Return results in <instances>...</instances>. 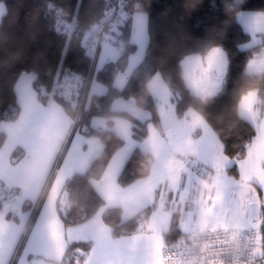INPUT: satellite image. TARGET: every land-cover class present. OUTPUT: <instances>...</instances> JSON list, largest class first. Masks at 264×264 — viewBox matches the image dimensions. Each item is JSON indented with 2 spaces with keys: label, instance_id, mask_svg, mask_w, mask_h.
Instances as JSON below:
<instances>
[{
  "label": "trees",
  "instance_id": "16d2710c",
  "mask_svg": "<svg viewBox=\"0 0 264 264\" xmlns=\"http://www.w3.org/2000/svg\"><path fill=\"white\" fill-rule=\"evenodd\" d=\"M1 1L5 3L6 13L0 21V123L13 122L19 116L15 85L24 72L35 75L32 87L41 103L48 105L55 101L62 104L73 120L77 118L75 110L56 91V84L64 73L87 76L91 72L93 79L107 88L103 95L88 97L76 121L75 129L85 136L97 137L103 150L85 172L75 173L66 180L56 206L64 226L81 224L105 206L91 180L101 177L114 152L124 143L112 129L92 127L93 117L106 118L109 126L114 117L124 118L132 123L133 137L144 140L148 135L147 123L128 112H114L112 108L118 98L131 99L137 108L150 113V122L161 132L155 100L147 88L156 73L162 76L172 92L178 116L182 117L189 109L198 112L221 140L225 154L236 161L245 159L257 128L238 114L236 104L246 88H258L264 100V81L259 77L251 79L247 74L248 62L260 48L242 47L250 42L251 36L239 23L238 13L264 12V0H240L238 3L234 0H121L127 18L107 34L115 31L116 43H120L122 52L116 60L106 62L97 71L95 62L83 46L82 37L87 29L103 20L116 0ZM135 13L147 15L148 45L143 60L133 69L126 85L118 89L113 84L115 76L127 68L130 55L137 49L130 40L131 18ZM211 48L223 50L227 70L219 93L211 98L210 103L202 105L185 87L180 62L186 56L204 55ZM263 111L264 104H261L259 119ZM5 139V134L0 133V148ZM67 140L50 170L34 211L49 188ZM23 156L24 151L16 148L12 152L13 163ZM152 162L151 154L134 149L118 175V183L127 186L147 176ZM229 172L237 176L236 165ZM152 210L153 206H148L123 222L121 209L108 207L102 219L117 238L140 232ZM7 217L12 215L8 213ZM181 236L179 213L176 212L170 230L164 234L165 244L173 243ZM25 238L26 234L21 237L17 248L22 246ZM89 248V242H68L62 264H83Z\"/></svg>",
  "mask_w": 264,
  "mask_h": 264
},
{
  "label": "crops",
  "instance_id": "0c3cea01",
  "mask_svg": "<svg viewBox=\"0 0 264 264\" xmlns=\"http://www.w3.org/2000/svg\"><path fill=\"white\" fill-rule=\"evenodd\" d=\"M0 9H2L4 15L6 7L1 0ZM3 15H0V21ZM238 21L245 32L251 36V43L246 44L245 49L253 47L264 48V12L242 11L239 13ZM131 26L130 40L136 45L137 49L130 55L127 68L115 76L113 84L118 89L121 88L116 86L117 76L127 73L128 80L133 69L143 60L148 45L147 15L144 13L133 14ZM107 44L112 51L103 54V61L100 60V51L98 52L95 59V71L99 70L106 62L116 60L122 52V46L120 43H116L115 31L111 33ZM111 46H116L119 50L114 51ZM255 56H258V54ZM156 74L150 81L156 77ZM35 78L33 73L27 72L19 76L15 85V93L20 107L19 116L13 122L0 123V133H4L6 136L3 146L0 148V184L6 188L18 191V199L15 206L9 210L0 208V215L4 217L6 224L10 226L11 233L12 246L5 255L6 264H9V262L10 264H51V261L40 250L46 246L44 224L50 214L48 212V199L51 186L65 170V165H68L73 170L65 176L63 186L66 180L75 173L85 172L91 161L103 150V144L97 137L85 136L75 129L72 138L67 143L49 188L41 204L34 211L50 170L60 155L62 145L72 133L73 125L72 117L66 113L63 107L60 108L57 102L51 101L48 105H44L38 100L37 94L32 87ZM160 80L161 84L155 91L148 90L155 100L161 132L150 122V113L137 108L135 104L138 115L132 112L128 113L137 120L147 123L148 135L144 140L139 141L133 137L132 123L128 120L130 124L129 135L121 136L117 134L114 131L115 125L113 121L121 117H114L111 126L108 125L104 117L96 116L91 119L92 127L112 129L124 140V143L114 152L101 177L91 180L93 188L105 202V206L101 207L94 216L81 224L66 227L57 213L56 203L55 212L61 222L65 237V247L70 241L90 243L89 252L83 260V264H158L153 255V248L146 246V241L153 235L149 231L148 225L151 224L155 228L161 247L165 245L164 234L170 230L173 215L176 212L179 213V227L182 235L185 234L191 225L213 228L208 223L207 216L200 209L209 203L207 197L216 196L218 190L222 192L223 199L217 203L216 207L217 210L226 209L224 222L229 225V229L240 228L242 225H248L255 220L264 219V210L261 213L259 212V204L264 203V191L258 189L260 191V200L256 201L255 191L260 186H250L240 180V170L237 164L244 159L236 161L225 154L221 140L201 115L202 125L193 126L191 118L187 115L192 109L187 110L182 117L178 116L173 101V94L161 75ZM91 85L102 89L101 95L107 91L104 85L94 79ZM169 93L171 95L170 100L168 97ZM90 95L95 94L89 90ZM120 100L134 103L131 99L118 98L114 100L112 108ZM50 106L59 108L64 116V126L56 136L60 146L48 161L44 178L33 182L30 169L36 152L31 149L26 141L30 140L37 143L45 141L46 132L53 127L54 121L48 118L40 120L36 118L41 111H47ZM242 118L255 124L257 132L260 126L264 125V111L260 119L258 111L254 116V121L246 117ZM99 120L105 123L101 126L98 124ZM150 125L151 130L149 128ZM153 131L155 132V145L151 142ZM76 133L79 134L78 137ZM16 148L22 149L24 156L13 163L12 152ZM136 148L152 155L153 162L150 166L149 174L127 186H121L117 181L118 175L123 169L126 160ZM189 161H193L205 168V174L203 176L195 174L189 167ZM113 163L117 164L116 183L120 189L128 192L141 185H143L144 189L155 185L158 191H143V203L137 202L132 208L126 206L127 201L125 199L113 201L106 199L98 190L97 184L108 171V166ZM234 165H236L238 170L237 176L229 172ZM177 180L180 182V193L183 200L181 201L177 198L176 204H173L169 199V194L176 191ZM242 194L244 195L243 200L241 199ZM249 201L256 204V215H253L250 211ZM148 206H153V210L143 229L132 235L113 237L112 228L106 225L102 219V214L108 207H119L121 209V221L124 222ZM189 212L192 213L193 222L191 224H189ZM8 213L12 215L11 218L7 217ZM262 227L264 233V226ZM25 234L26 238L22 246L17 248L21 237ZM15 251L17 252L16 254ZM13 259L14 261L11 263ZM62 261L60 264H62Z\"/></svg>",
  "mask_w": 264,
  "mask_h": 264
},
{
  "label": "snow or ice",
  "instance_id": "6c2138e0",
  "mask_svg": "<svg viewBox=\"0 0 264 264\" xmlns=\"http://www.w3.org/2000/svg\"><path fill=\"white\" fill-rule=\"evenodd\" d=\"M0 15H3L2 9H0ZM111 33L104 37V43H99L97 40L94 41V51L99 50L101 53L100 60L103 61L104 53H110V49L107 41L110 39ZM87 35L84 34L82 39H86ZM181 68V79L185 87L190 91L192 96L199 100L201 104L206 103L210 98L216 96L221 88L222 78L227 70V58L220 48H211L204 55H190L186 56L180 62ZM247 74L251 79L259 77L264 81V52L260 53L258 56H253L248 62ZM76 78L82 83L80 77L77 75ZM68 78H65L67 81ZM116 86L123 88L127 83V73H122L117 76L115 81ZM160 74L157 73L156 77L149 82L147 85L150 91H155V89L160 86ZM95 96L102 94V89H98L93 85H90L89 89ZM167 92V90H166ZM79 95V91L77 93ZM169 100L171 99L170 93L168 94ZM63 99V97H61ZM59 104V103H58ZM264 104V100L259 95L258 88H246L242 91L236 104V109L241 117H246L254 121L255 114L259 111V106ZM60 108L63 107L59 104ZM114 112H132L138 115L135 109L134 103L132 101H117L113 105ZM191 118V123L193 126H200L203 123L202 117L196 111L190 110L187 114ZM48 118L54 121L52 128L48 129L46 132L45 141L37 143L34 141H26L32 150H35L36 156L31 164V179L33 182L42 180L47 170L48 161L52 158L57 148H59L60 143L56 140L57 134L61 131L64 126V116L59 108L55 106L48 107L47 111H41L40 115L36 118L37 120ZM114 131L121 135H129L130 124L127 120L122 118H117L114 121ZM104 121H98L99 125H103ZM151 130V125L149 126ZM75 129L72 130L67 143L73 136ZM78 133L76 136L78 137ZM155 145V132L153 131V139L151 141ZM240 170V180L247 185H258L255 191V200H260V191H264V125L260 126L257 135L252 141L251 145L247 150V155L244 160L240 161L238 164ZM116 168L117 164L113 163L108 166V171L104 174L101 180L97 184L98 190L106 199L120 200L125 199L127 201V207L132 208L137 202L143 203L144 196L143 191H158V188L153 185L148 189H144L143 185L138 186L134 190H129L125 192L120 189L116 183ZM73 169L65 165V170L56 178L55 182L51 186L48 199V212L50 213L45 221V240L46 246L40 249L44 256L51 261V264H60L66 252L65 247V237L62 230L61 222L56 215L55 206L57 201L60 199V193L62 192V186L65 176L68 172ZM180 182H176V191L169 194V199L173 204H176L177 198L183 200L180 193ZM223 199V194L219 190L216 196H209L207 200L209 203L200 211L207 216L208 223L213 227V229L220 231L223 230L226 233L230 230L229 225L224 222V213L226 209L221 208L217 210V203L221 202ZM241 199H244L242 194ZM162 202V201H161ZM250 211L253 215L257 213L256 204L249 201ZM264 210V203L259 204V212ZM155 218V217H154ZM192 221V213L189 212V224ZM261 226H264V219L255 220L248 225H242L241 227L245 230H253L256 232L255 236V247L253 248V254L261 259H264V233L260 231ZM149 231L153 235L146 241V246L153 248V255L158 264H168L172 261L173 264H183V252H169L167 256L164 255L163 249L159 243V236L156 234V230L153 225L149 224ZM12 246L11 244V233L10 226L6 224L5 219L0 215V264H6L5 255L8 249ZM216 257L208 261V264H226L225 260L222 258L225 253L223 249L218 250L213 253ZM179 257V259H176ZM10 264V262H9Z\"/></svg>",
  "mask_w": 264,
  "mask_h": 264
},
{
  "label": "built area",
  "instance_id": "2783aa9c",
  "mask_svg": "<svg viewBox=\"0 0 264 264\" xmlns=\"http://www.w3.org/2000/svg\"><path fill=\"white\" fill-rule=\"evenodd\" d=\"M126 18L127 15L121 0H116L103 20L87 29L85 32L87 38L82 39V43L93 61L98 54V50H93L94 41L97 40L102 44L108 31L114 30ZM262 52H264V48H260L257 54L259 55ZM77 75L82 83L76 78ZM65 78H68V80L65 81ZM91 78L92 75L85 77L76 72H66L56 84L58 95L71 105L77 113V118L87 103ZM78 91L79 95L77 94ZM77 118H75V123ZM189 162V167L195 174L199 176L205 174V168L193 161ZM17 199L18 194L15 191L0 184V205L3 209L9 210L15 206ZM260 231L263 233L262 226ZM255 236V231L245 230L242 227L231 228L226 233L223 230L217 231L209 227L191 225L177 241L165 244L162 249L165 256L169 252H183V264H192L193 261H195V264H208L209 260L216 258L213 253L221 249L225 253L222 258L226 264H264V259L253 254ZM176 259H179V257H176ZM168 264H173V262L169 261Z\"/></svg>",
  "mask_w": 264,
  "mask_h": 264
},
{
  "label": "rangeland",
  "instance_id": "374dc122",
  "mask_svg": "<svg viewBox=\"0 0 264 264\" xmlns=\"http://www.w3.org/2000/svg\"><path fill=\"white\" fill-rule=\"evenodd\" d=\"M235 1V3H238L240 0H234ZM240 13V12H239ZM239 13H238V16H239ZM112 42H114V41H112ZM104 43V42H103ZM251 43V42H250ZM247 44H249V42L247 43ZM246 45V44H245ZM245 45H242V47H244V48H246V46ZM112 47V46H111ZM112 49L114 50V51H118L119 50V48L118 47H116V46H114V47H112ZM98 52H99V50H98ZM97 52V53H98ZM94 62H95V60H94ZM93 62V63H94ZM88 75H92V78H91V82H92V80H93V73H89ZM87 75V76H88ZM87 76H85V77H87ZM91 82H90V85H91ZM89 88H90V86H89ZM77 114V113H76ZM75 125H76V123H75V119L73 120V125H72V130L74 129V127H75Z\"/></svg>",
  "mask_w": 264,
  "mask_h": 264
},
{
  "label": "clouds",
  "instance_id": "9594fccd",
  "mask_svg": "<svg viewBox=\"0 0 264 264\" xmlns=\"http://www.w3.org/2000/svg\"><path fill=\"white\" fill-rule=\"evenodd\" d=\"M210 101H211V98L206 103H203L202 105H207L208 103H210ZM148 163H151V161L149 160ZM192 264H195V261H193Z\"/></svg>",
  "mask_w": 264,
  "mask_h": 264
},
{
  "label": "water",
  "instance_id": "95a60500",
  "mask_svg": "<svg viewBox=\"0 0 264 264\" xmlns=\"http://www.w3.org/2000/svg\"><path fill=\"white\" fill-rule=\"evenodd\" d=\"M223 83H224V76H223V78H222L221 88L223 87ZM221 88H220V89H221Z\"/></svg>",
  "mask_w": 264,
  "mask_h": 264
}]
</instances>
